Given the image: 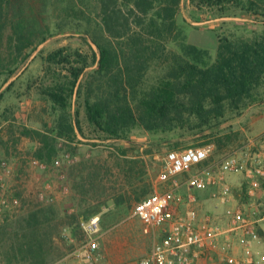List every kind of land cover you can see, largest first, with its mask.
Listing matches in <instances>:
<instances>
[{"label": "trees", "instance_id": "trees-1", "mask_svg": "<svg viewBox=\"0 0 264 264\" xmlns=\"http://www.w3.org/2000/svg\"><path fill=\"white\" fill-rule=\"evenodd\" d=\"M190 1L200 10L217 11L219 18L237 10L258 15L256 0ZM180 4L181 0H0V43L9 32L7 39L17 54L8 67L0 62V73L5 74L0 100L16 86L12 81L2 91L19 70L17 59L25 63L49 38L82 34L98 49L90 54L69 47L46 55L40 51L46 76L37 84L53 122L47 124L48 132L35 131L41 139L35 152L38 160L51 164L59 139L75 142L78 133L84 135L80 104L104 140L133 142L135 131L144 130L158 145L170 146L172 139L186 135L212 138L249 108L264 107V28L246 29V23H238L231 33H217L214 55L188 41ZM91 12L99 18L93 34ZM133 26L140 31L132 33ZM159 62L157 77L148 78L150 67ZM95 65L89 73L92 81L83 82ZM172 147L179 148V143ZM95 213L87 214L91 219ZM13 217L0 226L3 264L55 263L67 251L62 228L78 221L74 216L73 222H66L64 205L56 203L34 205Z\"/></svg>", "mask_w": 264, "mask_h": 264}, {"label": "rangeland", "instance_id": "rangeland-1", "mask_svg": "<svg viewBox=\"0 0 264 264\" xmlns=\"http://www.w3.org/2000/svg\"><path fill=\"white\" fill-rule=\"evenodd\" d=\"M256 2L259 5L256 9L258 15L237 10L230 12L229 17L219 18L215 10L208 8L200 10L190 0H181L180 22L190 43L208 49L215 55L218 49L217 33H231L235 30L234 24L238 23H246V29L264 28V15H262L264 0H256ZM89 14L90 31L93 34L98 29L99 18L93 12ZM53 15L55 12L47 17L48 20H51ZM244 29L245 26H240L241 31ZM136 31L140 29L133 26L131 32ZM235 33L241 32L235 31ZM96 34L98 37L102 36L100 31ZM8 36L9 32L6 33L5 41L0 43V62L7 67L17 58L15 49L7 39ZM84 37L86 36L82 34L68 32L49 38L25 63L21 62V57L17 59V64L14 65L19 64V70L2 88V91H5L10 82L16 81L15 88L5 93V97L0 100V184L5 183L7 187L6 192H1L6 196L7 202L3 204L0 201V226L13 220L15 215L28 212L30 206L39 203L38 193L44 192L55 199L54 202L44 205L62 204L67 215L65 221L73 222L74 216L78 220L71 223V226L62 228L61 238L65 242L63 240L61 242L67 251L57 261H62V264H77L76 260L68 258V255L85 242L82 222L88 221L90 217L87 213L94 210L96 212L94 216H99L101 220L103 260L111 264H138L141 258L151 252L155 240L160 239L162 235L159 234L155 238L139 219L133 217V213L141 199L170 188L169 183L160 182L159 175L164 157L173 149L171 146L179 143V148H185L203 145L206 142L212 143L215 145V150L210 164H213L234 151H240L243 146L248 145V140L244 135L241 140H244L245 144H239L240 148L237 149L231 144L232 139L228 138L229 133H233L229 128H225L212 138L194 135H186L182 139L174 138L171 146L166 142L158 145L156 138L144 130L135 131L133 142L104 140L89 124L84 104H80L84 135L78 133L75 142L59 139L57 142L59 152L54 161L51 164L41 162L35 156L37 148L41 145V139L35 131L48 132L47 124L52 123L53 118L49 113V105L40 96L38 88V84L43 82L46 76L43 60L39 56L40 51L43 50L46 55L60 47H69L72 50L82 49L89 54L98 52L93 42ZM168 50L164 52L165 55L168 54ZM159 65L160 62L150 67L147 72L148 78L157 77ZM96 69L97 65L90 68L82 81L91 80L89 73ZM4 78L5 74L0 73L1 82ZM37 81L40 82L37 84ZM263 108L254 107L255 112L251 113L259 114L256 110L260 112ZM237 119L224 126L230 125ZM250 142L257 144V141ZM243 176L229 174L226 176V184L229 186L228 179L235 178L239 182H244L246 176ZM180 177L181 186L183 184L187 188L185 184L187 176ZM9 194L12 197L9 198ZM197 197L199 198L198 193ZM257 199L264 202L262 191ZM246 204L239 201L235 207L249 210L250 207ZM222 213L221 211L216 216L221 217V223L226 226L227 221ZM260 224L257 227L256 237L251 241L253 248L264 255V229L261 227L264 228V221ZM257 242L260 244L255 245ZM1 251L0 245V253ZM0 264H3L1 255Z\"/></svg>", "mask_w": 264, "mask_h": 264}, {"label": "built area", "instance_id": "built-area-1", "mask_svg": "<svg viewBox=\"0 0 264 264\" xmlns=\"http://www.w3.org/2000/svg\"><path fill=\"white\" fill-rule=\"evenodd\" d=\"M261 138L260 143L250 142L240 151H234L213 164H208L215 150L212 143L176 148L166 154L159 179L161 183H169L170 188L140 200L133 213V217L139 219L155 238L162 235L138 264H201L203 261L211 264H264V255L253 248L251 241L257 235L264 202L252 200L249 210L242 207L227 209L223 216L227 221L225 226L221 217L200 215L197 197L199 191L214 188L212 198L230 200L233 191L226 184L229 174L246 176L249 180L248 197L254 198L261 191L264 193V135ZM181 175L187 176L185 184L189 194L186 198L177 193L181 187L178 179ZM6 188L5 183L0 184V193L6 192ZM10 194L9 198L12 197ZM5 198L1 193V203L7 202ZM38 199L39 203L35 204L38 206L55 200L44 192L38 193ZM182 203L188 207L186 214L179 211ZM100 221L99 216H94L82 222L85 242L68 258H74L77 264H111L103 260L101 253ZM52 264H62V261Z\"/></svg>", "mask_w": 264, "mask_h": 264}, {"label": "crops", "instance_id": "crops-1", "mask_svg": "<svg viewBox=\"0 0 264 264\" xmlns=\"http://www.w3.org/2000/svg\"><path fill=\"white\" fill-rule=\"evenodd\" d=\"M259 108H263V107H259ZM258 110H260V109H258ZM251 112H255L254 107L249 108L248 111L245 112L239 119L235 120L230 125H227V127L229 129H231L233 132V133H229L231 136V139H232L231 144L235 145V147H237V149L240 148L239 144L244 143V140H241V138H243L244 135H246V140H248V143H250V141H257V143H260L262 140V138L260 139V136H262L264 134V108H263V111L260 110V112H258L256 110V112L259 114H256V113L252 114ZM248 128H249V130H248ZM122 158H124V157H122ZM210 161H211V159H210ZM210 161L208 162V164H210ZM230 175H232V176L236 175V176L244 177L242 174H240V175L230 174ZM178 179L181 180V177L180 178L178 177ZM228 182H229V186L231 187V189L233 191L232 192L233 196L231 197L230 200L226 201V200H217V199L212 198V193L214 192V188H208L204 191L198 192L199 210H200L199 213L201 216L212 215L213 217H215L221 211L223 212L222 214L224 216V213L226 212V210L229 208L237 206L239 201H242L244 203L246 202L247 203L246 205H249L252 202V200L258 201L257 196L259 194L254 198H252V197L250 198V197L245 196L243 194L245 192V190L248 191V189H249V180H247L246 178H245L244 182H239V181H237L236 178L233 180L228 179ZM46 184H47V182H46ZM181 187L183 189L182 188L178 189L179 195L186 198L187 195L189 194V190H188V188L184 187L183 184ZM247 191H246V193H247ZM208 196H209V198H208ZM187 210H188V207L185 203H182V205L179 206V211L181 213L186 214L188 212ZM263 214H264V209L261 211V214H260V216L262 218L259 222V225H261L260 223L262 221H264V215ZM216 217H219V216H216ZM261 227H262V229H264L263 226H261ZM257 244H260V242H257L255 245H257ZM259 253H261V252H259ZM202 264H211V262L202 263Z\"/></svg>", "mask_w": 264, "mask_h": 264}]
</instances>
